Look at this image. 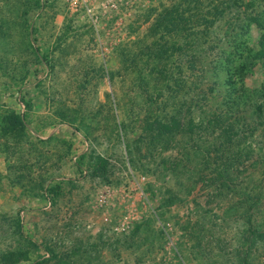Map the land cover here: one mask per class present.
<instances>
[{
  "label": "rangeland",
  "instance_id": "rangeland-1",
  "mask_svg": "<svg viewBox=\"0 0 264 264\" xmlns=\"http://www.w3.org/2000/svg\"><path fill=\"white\" fill-rule=\"evenodd\" d=\"M192 1L0 0V264H264V109L232 145L199 125L226 94L220 45L262 30L226 37L227 9L188 49L157 24Z\"/></svg>",
  "mask_w": 264,
  "mask_h": 264
},
{
  "label": "trees",
  "instance_id": "trees-1",
  "mask_svg": "<svg viewBox=\"0 0 264 264\" xmlns=\"http://www.w3.org/2000/svg\"><path fill=\"white\" fill-rule=\"evenodd\" d=\"M215 3L219 5H213L214 10H207L201 12L204 8V4L201 0L192 1L187 5L185 9L179 10L176 6H172L170 10H163L160 14V22L158 26L164 28L167 33H174L178 38L184 39V46L186 45L188 49L197 44L202 45L206 43L209 37V25L214 24L216 21L225 20L226 10L230 11L233 9L234 17H230L234 23L230 30V34L226 35L229 37L239 36V32L250 24L257 25L262 30L260 34L257 47H239L233 44L229 45V42L225 45H220L221 56L218 60L214 61L213 69L221 70L220 73L226 75V89L222 99H219L218 105L214 107H209L208 114L205 112L204 116L200 121V126L204 129H208V126L219 127L220 132L227 133V141L229 145H232L234 138H237L240 134H244L243 128L249 125L251 127L252 122L255 121V117L251 116L253 112L249 108H254L258 112H262L264 109V82L261 88H249L245 85L244 76L247 70L252 66L255 61H259L264 70V24L258 19L259 13H247L245 7L252 6V3H246L243 0H214ZM212 6V7H213ZM224 8V10H223ZM244 17L245 20H240V17ZM227 19V18H226ZM240 20V21H239ZM202 26V28L200 27ZM200 27V28H198ZM199 31V32H198ZM181 32V33H179ZM236 44V43H235ZM183 49V47H177L176 50ZM224 56V58H222ZM158 59L157 65L160 63L162 68L161 79L165 81L164 85L167 83V77L163 75L166 69V62ZM194 55H189L188 58L177 64V68L180 72L183 71V66L189 70H193L195 67ZM230 108H232L230 110ZM171 127L176 128L178 126V121L180 122L181 114L178 113V119L175 115H171ZM19 115L10 113L8 119L14 120V123L18 122ZM206 118V124L204 123ZM260 120L264 121L263 117H258ZM248 119V120H247ZM157 123L160 124V128L163 131H171V127L167 122H160L156 119ZM193 119L190 116L188 124L189 129H192ZM243 127V128H242ZM184 130V129H182ZM80 157H84L81 155ZM206 163L205 166H207ZM49 192L53 194H58L59 186L55 185L50 187Z\"/></svg>",
  "mask_w": 264,
  "mask_h": 264
},
{
  "label": "built area",
  "instance_id": "built-area-1",
  "mask_svg": "<svg viewBox=\"0 0 264 264\" xmlns=\"http://www.w3.org/2000/svg\"><path fill=\"white\" fill-rule=\"evenodd\" d=\"M83 2H85V0H82ZM84 5H85V7H87V4L86 3H84ZM88 10H90L89 8H88Z\"/></svg>",
  "mask_w": 264,
  "mask_h": 264
}]
</instances>
